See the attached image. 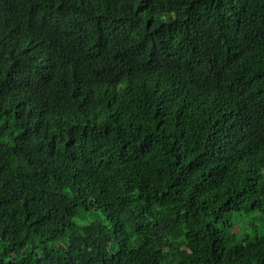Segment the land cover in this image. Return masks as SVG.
Segmentation results:
<instances>
[{
	"label": "trees",
	"instance_id": "obj_1",
	"mask_svg": "<svg viewBox=\"0 0 264 264\" xmlns=\"http://www.w3.org/2000/svg\"><path fill=\"white\" fill-rule=\"evenodd\" d=\"M253 212L264 0H0V264H264Z\"/></svg>",
	"mask_w": 264,
	"mask_h": 264
},
{
	"label": "rangeland",
	"instance_id": "obj_2",
	"mask_svg": "<svg viewBox=\"0 0 264 264\" xmlns=\"http://www.w3.org/2000/svg\"><path fill=\"white\" fill-rule=\"evenodd\" d=\"M247 221L249 222V225L254 224L257 227L264 226V221L261 220V214L259 212H253L252 214H250Z\"/></svg>",
	"mask_w": 264,
	"mask_h": 264
}]
</instances>
